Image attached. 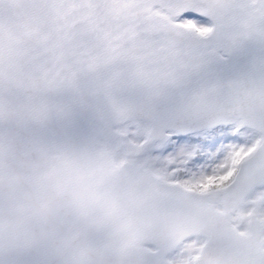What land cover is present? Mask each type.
<instances>
[{
	"label": "snow or ice",
	"instance_id": "1",
	"mask_svg": "<svg viewBox=\"0 0 264 264\" xmlns=\"http://www.w3.org/2000/svg\"><path fill=\"white\" fill-rule=\"evenodd\" d=\"M0 264H264V0H0Z\"/></svg>",
	"mask_w": 264,
	"mask_h": 264
}]
</instances>
